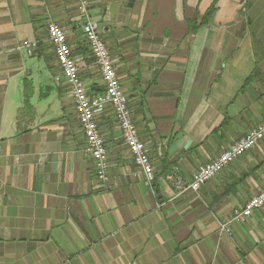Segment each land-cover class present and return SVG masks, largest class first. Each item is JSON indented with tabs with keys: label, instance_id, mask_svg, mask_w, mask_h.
Listing matches in <instances>:
<instances>
[{
	"label": "crops",
	"instance_id": "1",
	"mask_svg": "<svg viewBox=\"0 0 264 264\" xmlns=\"http://www.w3.org/2000/svg\"><path fill=\"white\" fill-rule=\"evenodd\" d=\"M86 1L156 179L109 112L99 123L112 183L85 152L47 33L64 28L88 91L102 93L82 0H0V264H264V206L234 219L264 188V139L186 188L264 119V0Z\"/></svg>",
	"mask_w": 264,
	"mask_h": 264
},
{
	"label": "built area",
	"instance_id": "2",
	"mask_svg": "<svg viewBox=\"0 0 264 264\" xmlns=\"http://www.w3.org/2000/svg\"><path fill=\"white\" fill-rule=\"evenodd\" d=\"M80 10L87 17L83 23V32L105 86L102 93L92 95L88 91L81 79L79 64L73 56L72 47L64 28L55 22H49L47 33L55 49L58 67L70 85L75 111L86 139L85 152L95 162L97 179L107 185L112 183L108 171L110 167L108 148L99 123V119L109 112L121 129L122 137L134 162L140 166L146 180L152 183L156 179V172L148 145L140 136L118 68L110 48L102 37L100 23L89 17L86 0H82ZM38 45L39 43L35 39H29L23 43L29 55L35 53ZM263 139L264 119L224 149L216 158L201 164L193 173L186 188L195 192L199 191L204 184L219 175L224 167L232 164L239 156L256 147ZM262 206H264V188L250 198L242 210L236 211L234 219L244 221L252 215L255 209Z\"/></svg>",
	"mask_w": 264,
	"mask_h": 264
},
{
	"label": "trees",
	"instance_id": "3",
	"mask_svg": "<svg viewBox=\"0 0 264 264\" xmlns=\"http://www.w3.org/2000/svg\"><path fill=\"white\" fill-rule=\"evenodd\" d=\"M212 11H213V8H211V9L208 11V13L206 14V16H205V18H204L205 21L209 20Z\"/></svg>",
	"mask_w": 264,
	"mask_h": 264
},
{
	"label": "water",
	"instance_id": "4",
	"mask_svg": "<svg viewBox=\"0 0 264 264\" xmlns=\"http://www.w3.org/2000/svg\"><path fill=\"white\" fill-rule=\"evenodd\" d=\"M131 1H133V0H131Z\"/></svg>",
	"mask_w": 264,
	"mask_h": 264
}]
</instances>
